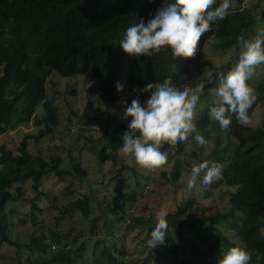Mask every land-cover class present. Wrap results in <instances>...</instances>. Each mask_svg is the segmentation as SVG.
Here are the masks:
<instances>
[{
  "label": "trees",
  "instance_id": "1",
  "mask_svg": "<svg viewBox=\"0 0 264 264\" xmlns=\"http://www.w3.org/2000/svg\"><path fill=\"white\" fill-rule=\"evenodd\" d=\"M162 2L163 0H0V137L5 133V127L11 123L19 106L18 112L24 122L31 121L39 105L44 110V116L34 120L40 130L37 134H27L20 142L17 153L6 146L0 147L2 241L13 245L6 234L7 225L2 211L7 202L17 201L23 196L21 186L32 182L35 197L30 199L31 222L36 227L39 224V215L44 212L38 202L46 196L41 192V185L46 177L51 174L61 180L68 177L71 183L92 180L81 161L70 168H63V162L58 156L46 160L41 155H32L29 152V141L39 142L53 135L60 125L59 109L48 98L47 84L53 74L63 78L84 76L100 80L102 99L111 104L117 103L118 111L122 114L121 101L130 103L139 96L143 102L147 98L146 93L139 92L146 83L165 77L175 83L184 80L197 57L201 56L207 41L215 34L216 25L223 36L220 45L223 49L238 48L236 37L241 33L249 37L255 35L253 11L238 9L227 12L222 20H217L209 31L203 33L196 50L189 56L173 57L167 48L151 56L125 53L118 45L124 28L135 19H149ZM215 6L214 4L213 7ZM204 64L212 71L205 84L204 95L207 96L208 91L216 88L219 83L216 73L226 72L232 63L220 67H215L210 62ZM117 81L124 85L121 92H117L115 88ZM10 89H16L12 97L8 96ZM262 105L264 82L258 86L255 100L248 109L249 120ZM207 110L208 107L198 120L197 130L207 143L216 132L225 134L226 145L223 155L216 159L222 165L221 178L205 185V188L207 193L211 189H228L230 211L215 214L204 224L182 218L175 228L176 242L170 244L169 252L155 250L152 257L155 264H163L161 258L168 259L169 264H216L219 251L235 243L221 232V225L228 224L241 245L251 254L249 264H264V125L256 128L245 126L233 114L229 126L222 129L218 122L209 120ZM90 122L87 119L84 125L90 126ZM125 130L127 121L122 118L112 129L107 128L100 132L99 136H96L98 130L88 128L85 132L89 136L82 149L93 154L100 167L108 164L112 167L115 175L109 179V183L117 180L118 199L132 202L138 194L134 190L127 192L125 189L129 188V174L137 178L139 172L121 155L120 135ZM79 131L84 132L83 129ZM229 138L237 142V150H230ZM188 141L195 147L190 153L191 157L201 159L207 143L199 145L189 135L185 142L177 141L175 145L181 151L182 145H186ZM163 146L169 149V155L172 154L171 145L165 142ZM133 160L134 165L142 170L148 169L137 164L134 158ZM126 171H129L128 174H125ZM173 172V180L178 181L183 177V172L178 167ZM150 174L152 175L151 170ZM187 174L184 173V179ZM163 177H167L166 172H163ZM102 178L103 190L110 192L109 187L104 184L105 176ZM179 185L184 189V185ZM70 186L66 188L67 197L74 194ZM136 186L141 187V182L138 181ZM15 187L17 196L9 193ZM98 193L79 195L74 202L62 209L56 224L48 228L50 236L42 233L41 236L31 239L27 245L30 252L27 261L30 264H78L79 260L82 261L81 264H127L124 260L126 248L123 247L124 252L119 251L117 241V237L122 236L125 210L117 211L119 217L114 220L104 216L105 208L118 209L117 204L121 200L118 203L104 201L106 197L98 198ZM191 205L190 199L177 211L185 214ZM96 207L100 214L96 213ZM77 213L82 222H73L64 231L60 226ZM102 219L105 220L103 229L106 227L107 233H110L113 245L106 243L98 252V245L105 241L99 240L93 247L89 241L78 242V237L85 231L81 227H88L90 237L98 236ZM79 228L81 232L78 231ZM16 247L20 248L17 245ZM89 247L94 248L90 257L87 254ZM149 259L151 256L144 264H150Z\"/></svg>",
  "mask_w": 264,
  "mask_h": 264
},
{
  "label": "rangeland",
  "instance_id": "2",
  "mask_svg": "<svg viewBox=\"0 0 264 264\" xmlns=\"http://www.w3.org/2000/svg\"><path fill=\"white\" fill-rule=\"evenodd\" d=\"M229 4L230 7L227 12L238 9H250L253 11L255 16L254 34L259 29L264 28V0H229ZM222 42V33L216 25L215 34L207 41L201 56L197 57L188 76L178 83L171 81L174 84L184 83L189 87L194 86L197 81L203 82V90L199 94L194 112L193 122L195 125L203 111L215 99V88L210 89L207 96L204 95L205 84L212 74L210 67L204 63L210 62L215 67H220L229 63L233 64L238 56L239 49L237 47L223 49L220 47ZM261 82H264V65L258 66L256 74L248 82L254 95H256L257 88ZM100 84V80L89 79L84 76L72 78H63L56 74L51 76L47 84L48 98L59 109L60 125L53 135L47 136L39 142L29 141V152L32 155H41L46 160L49 157L58 156L63 162V168H70L81 161L90 174L89 178L92 180L88 182L85 180L76 181L75 183L72 181V184L68 177L64 180L53 174L46 177L41 185V192L46 194V196L42 197L38 202L39 207L44 212L39 215V224L36 227L31 222L32 209L30 199L35 197L32 182L30 181L21 186L23 188V196L17 201L7 202L2 211L7 225L6 234L13 245L2 241L0 237V264H30L27 261L30 255L27 245L30 244L31 239L41 236L42 233H45L47 237L50 236L48 228L56 224L60 211L69 206V203L74 202L79 195L89 194L90 192L96 194L98 191H101L97 196H100L98 198L106 197V200L101 199L104 201L118 203L121 200L120 203H116L118 209L113 207L105 208L104 216L105 218L114 220L119 217L117 211L125 210L122 236L119 235L117 241L119 251L124 252L123 247L125 246L126 248L124 260L127 264H144L150 256L149 263L155 264V259L152 257L155 254V250L169 252L170 244L173 245L176 242L175 228L182 218L197 222L198 224H204L209 217L230 211L228 189H211L207 193L205 185L198 182L192 189H189L186 185L190 167L193 163H199L202 159L216 161L219 156L223 155L226 145V135L217 132L212 135L211 140L208 142L209 144H206L205 151L200 156L201 159L191 157L190 153L195 147L193 148V143L188 141L186 145H182L183 150L181 151L175 145L172 154H168L166 163L158 168L142 170L140 167L134 165V160L130 155H125L121 151V155L126 162L130 166L135 167L139 172L137 178L129 174V188L125 190L127 192L128 190H134L138 195L136 200L132 202L123 198L118 199L116 190L117 180L109 183V179L115 175V173H112V167L109 164L100 167L95 156L88 152V150L82 149L87 143V136H89V133L85 132V130L95 128L99 132L96 136H99L100 132L102 133L107 128L112 129L121 119L122 114L118 111V104H111L102 99ZM15 92L16 89H10L8 96L12 97ZM19 108L20 106L18 110ZM18 110L14 114L11 123L5 127V133L0 137V147L6 146L15 153H17L20 142L27 134L38 133L40 127L36 126L34 120L44 116V110L39 105L31 121L24 122ZM79 116H86V118H79ZM87 119L91 120L90 126L84 125ZM244 125L253 128L262 127L264 125V105L257 108L252 118L244 123ZM79 129H83L84 132L79 131ZM229 141L231 143L230 150H237V142L230 138ZM176 167L183 172V177H180L178 181L173 180L172 177V172L176 171ZM150 170L152 171V175L150 174ZM128 172L126 171L125 174H128ZM163 172L167 173L166 178L163 177ZM184 173H188L186 179H184ZM102 176H105L104 184L109 187L110 192L105 191V189L103 190L101 183ZM138 181L141 182V187L136 186ZM146 182L148 183L146 184ZM178 184L184 185V189L180 187L181 185L178 186ZM69 186L74 194L67 197L68 192L66 188ZM9 193L17 196V187L9 190ZM190 199L192 200V205L188 211L185 214L178 212L177 209L183 207ZM161 208L168 212L166 220L170 232L165 237V243H158L152 247L146 241L151 226L155 221L156 213ZM95 210L96 213L100 214L97 207ZM73 222H77L78 224L82 222L78 213L72 219H66L60 227L64 231H67ZM104 222L105 220L102 219L100 222V234L93 238L90 237L88 227L87 229L81 227L85 231L83 235L78 237V242L89 241L94 247L99 240L105 241L98 245V252L106 243L112 246L113 242L110 238V233H107L106 227L103 229ZM78 231L81 232L82 230L79 228ZM221 232L235 243L241 244L228 224L221 225ZM15 244L20 246V248L16 247ZM93 247L87 249L89 257L93 253ZM59 249L62 250V247ZM161 260L163 264H169L168 259L161 258ZM81 262L80 260L77 261L78 264H81Z\"/></svg>",
  "mask_w": 264,
  "mask_h": 264
},
{
  "label": "clouds",
  "instance_id": "3",
  "mask_svg": "<svg viewBox=\"0 0 264 264\" xmlns=\"http://www.w3.org/2000/svg\"><path fill=\"white\" fill-rule=\"evenodd\" d=\"M216 5L213 7V5ZM230 7L229 0H163L154 14L145 21L143 17L128 24L119 39V47L130 55L151 56L162 49L170 50L171 56H189L197 48L201 35L209 31L217 20H222ZM239 48L235 62L226 72H217L218 85L215 99L209 104V120L227 128L233 114L238 122L249 120L248 109L255 100L249 81L264 65V28L255 35L241 33L236 37ZM124 85L117 81V92ZM203 90V82L197 81L189 87L184 83L174 84L170 78L148 82L140 93L147 98L141 102L139 96L130 103L121 101V118L127 121V130L120 135V148L137 164L152 169L164 165L168 159L167 142L175 148V142H185L189 135L199 145H205V137L194 124V112ZM135 91V89H134ZM222 165L216 161L193 163L186 180L189 189L211 184L221 178ZM168 212L157 211L151 226L147 244L152 247L165 243L170 229L166 217ZM251 254L239 243H233L219 251L216 264H249Z\"/></svg>",
  "mask_w": 264,
  "mask_h": 264
}]
</instances>
